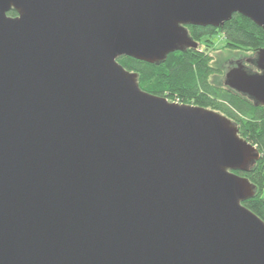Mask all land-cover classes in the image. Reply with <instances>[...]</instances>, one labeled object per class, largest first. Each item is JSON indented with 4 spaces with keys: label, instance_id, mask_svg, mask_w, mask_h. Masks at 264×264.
<instances>
[{
    "label": "water",
    "instance_id": "obj_1",
    "mask_svg": "<svg viewBox=\"0 0 264 264\" xmlns=\"http://www.w3.org/2000/svg\"><path fill=\"white\" fill-rule=\"evenodd\" d=\"M233 14L264 31V0H0V264H264L257 147L118 63ZM223 85L264 106V46Z\"/></svg>",
    "mask_w": 264,
    "mask_h": 264
},
{
    "label": "trees",
    "instance_id": "obj_2",
    "mask_svg": "<svg viewBox=\"0 0 264 264\" xmlns=\"http://www.w3.org/2000/svg\"><path fill=\"white\" fill-rule=\"evenodd\" d=\"M7 15L15 16L11 9ZM191 39L200 45L203 38L220 34L227 48H245L256 52L264 46V31L250 19L233 14L221 27L187 26ZM196 49L186 48L169 54L162 63H146L128 56L118 58L128 71L138 74V85L151 94L167 97L170 101L194 104L225 115L237 124L239 135L256 146L260 159L249 171L238 172L248 177L256 190L243 205L264 221V106L255 105L247 96L229 90L223 84L209 80L217 72L208 56Z\"/></svg>",
    "mask_w": 264,
    "mask_h": 264
},
{
    "label": "rangeland",
    "instance_id": "obj_3",
    "mask_svg": "<svg viewBox=\"0 0 264 264\" xmlns=\"http://www.w3.org/2000/svg\"><path fill=\"white\" fill-rule=\"evenodd\" d=\"M225 45V38L217 34L211 38H203L198 46V50L208 56L211 66L217 71L209 75V80L216 84H223L224 73L235 65L234 61H229V59L240 60L242 55L251 56L252 53L251 50L245 48H227Z\"/></svg>",
    "mask_w": 264,
    "mask_h": 264
},
{
    "label": "flooded vegetation",
    "instance_id": "obj_4",
    "mask_svg": "<svg viewBox=\"0 0 264 264\" xmlns=\"http://www.w3.org/2000/svg\"><path fill=\"white\" fill-rule=\"evenodd\" d=\"M252 53H253V52H252ZM252 53H251V54H252ZM249 56H250V55H249ZM249 56H247V55H242V56L240 57V60H230V59H229V61H234L233 63L236 64V62H240V61H243V62H244V61L246 60V58L249 57ZM231 64H232V63H231ZM234 64H233V65H234Z\"/></svg>",
    "mask_w": 264,
    "mask_h": 264
}]
</instances>
